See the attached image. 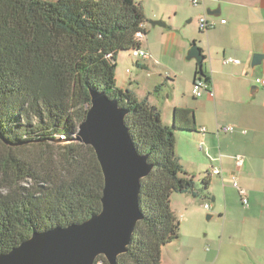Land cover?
Returning a JSON list of instances; mask_svg holds the SVG:
<instances>
[{
    "label": "trees",
    "instance_id": "1",
    "mask_svg": "<svg viewBox=\"0 0 264 264\" xmlns=\"http://www.w3.org/2000/svg\"><path fill=\"white\" fill-rule=\"evenodd\" d=\"M147 21L138 0H0V254L101 212L103 170L78 138L92 91L127 111L131 138L153 167L142 180L143 219L116 264H161L182 234L172 196H209L210 173L197 186L177 152L178 132L197 131L195 111L177 107L166 125L148 97L117 84L118 57L141 48Z\"/></svg>",
    "mask_w": 264,
    "mask_h": 264
},
{
    "label": "crops",
    "instance_id": "2",
    "mask_svg": "<svg viewBox=\"0 0 264 264\" xmlns=\"http://www.w3.org/2000/svg\"><path fill=\"white\" fill-rule=\"evenodd\" d=\"M138 1L143 4L148 19L141 48L147 50L151 57L141 64L131 53L120 54L118 62H124L127 78H121L120 82L117 80V84L142 98L148 97L161 110L166 125L173 124L177 107L195 111L197 131L178 132L177 152L185 170L194 176L196 182L198 179L202 182L206 173H210L207 201L212 203V219L214 202L221 195V191L215 190L219 185H223L225 204L223 231L219 238H214V231L198 230L205 215L200 197L174 194L171 208L181 221L182 234L163 249L161 264H187L191 260V264H218L225 242L229 246L233 243L230 240H238L231 235V229L227 234L228 224L233 223L235 210L242 201L234 181L238 180L239 185L247 190V208L250 210L246 216H251L257 206L264 208V90L259 88L255 92L252 89L257 86L256 78H264V56L260 65L252 66L255 54L264 55V0H206L198 6L193 5V0ZM218 6L221 7V16H208L216 22V27L207 32L200 31V17L207 14L208 8L216 9ZM150 20L162 21L166 26H152ZM222 20L226 23L222 24ZM194 42L205 56L203 71L209 78L214 96L205 90L201 97L194 93V81L200 69L196 60L187 58ZM226 58L240 63L224 64ZM163 59L171 60L172 71L179 79L193 85L190 96L189 87L182 95L176 93L177 80H171L168 74L160 76L163 79L161 83L165 85L160 94H152L160 85L157 80L147 87V96H141L138 88L141 80L134 77L132 67L146 72L151 65L155 67ZM136 63L140 66L136 67ZM165 89L169 91L166 94ZM226 126L233 127V131H224ZM237 155L244 159L242 166L236 164ZM215 169L220 174H214ZM244 241V237H239L240 245ZM253 249L258 252L248 253L238 263L264 264V246L255 244ZM197 250L205 253V259L197 257H201Z\"/></svg>",
    "mask_w": 264,
    "mask_h": 264
},
{
    "label": "water",
    "instance_id": "3",
    "mask_svg": "<svg viewBox=\"0 0 264 264\" xmlns=\"http://www.w3.org/2000/svg\"><path fill=\"white\" fill-rule=\"evenodd\" d=\"M207 15L220 17L221 7L208 8ZM149 24L166 26L155 20ZM263 56L255 54L252 66L260 65ZM187 58L196 60L203 70L205 56L198 44L191 46ZM252 89L256 92L259 87ZM91 95L92 104L79 126L78 138L95 149L103 170L101 212L80 224L34 233L9 253L0 254V264H94L99 256L116 264L118 257L128 251L143 219L142 180L152 173L153 167L131 138L127 111L104 93L92 91ZM0 139L7 143L1 127ZM59 141L65 143L63 139ZM207 218L210 220L212 215Z\"/></svg>",
    "mask_w": 264,
    "mask_h": 264
},
{
    "label": "rangeland",
    "instance_id": "4",
    "mask_svg": "<svg viewBox=\"0 0 264 264\" xmlns=\"http://www.w3.org/2000/svg\"><path fill=\"white\" fill-rule=\"evenodd\" d=\"M188 26H191V24H188ZM135 60L140 61L141 64L144 63L143 59H135ZM171 66H172L171 60L163 59V61H158L157 66L154 67L151 65L149 70L146 72L139 71L137 68L132 67L134 77H137L141 80V84L138 87L140 89L139 93L141 94V96H147L149 92L147 87L157 82V80H159L160 82L159 84H163L161 83L163 79L160 76L165 77L167 74L171 80L173 79L177 80L176 93L182 95L183 92L189 87L191 90L189 92V96H190L191 92L193 91V85L189 84L185 80L179 79L177 74L174 73L175 71H172ZM121 78L122 79L127 78L126 73H125V65L123 61L118 62V70L116 72V79L119 81ZM168 92L169 91L165 89V94ZM197 181L198 182L195 181L197 186L202 185V182L201 181L199 182V179ZM218 188L217 189L214 188L215 190L221 191V195L219 194L217 196L218 199L214 202V206H215L214 219L211 218L210 220H208L207 218L208 215H213L212 211H210L211 208L210 209L205 208L206 210H209V211H206L204 209L205 204L209 203L212 205L210 201H207L209 200V196L206 195V197L208 198H206L205 196L200 197L201 204L203 205L205 215L202 217V224L198 230L200 232H202L203 230L214 231V238L218 236L220 237V234L222 233L223 226H224L223 214L225 210V204H224V199L222 196L223 185L222 186L219 185ZM238 206L239 208L235 210L236 212L234 213L235 215H234L233 223L228 224L227 234H229L230 229H231V232H232L231 235L238 238V240H239V237L241 238L244 237L245 243L244 244L242 243V245H240L238 243V240L237 241L230 240L233 243L228 246L227 243L225 242V245L223 248L224 249L223 254L220 258V263L218 264H222V261L225 260L226 258H228L226 264H239L238 261L243 260L245 257H247L248 253L250 255H253V253L258 252L257 250L253 249V245L256 244L257 246L259 245L264 246V208L257 206L254 208L255 212L253 211V214L251 216H246L248 211L250 210V207L249 208L245 207L242 201L241 203L238 204ZM229 223H231V221H229ZM197 253L201 254V257L196 255L198 258L205 259L204 257L205 253L199 250H197ZM233 257L235 259H233ZM191 262L192 260L188 262L187 264H191ZM200 264H205V263L202 262Z\"/></svg>",
    "mask_w": 264,
    "mask_h": 264
},
{
    "label": "built area",
    "instance_id": "5",
    "mask_svg": "<svg viewBox=\"0 0 264 264\" xmlns=\"http://www.w3.org/2000/svg\"><path fill=\"white\" fill-rule=\"evenodd\" d=\"M206 0H193L192 3L194 6H198L199 4H204ZM222 24H225L226 21L222 20L221 21ZM216 27V22L214 20L209 19L208 15L205 13L204 15H202L199 19V28L200 31L202 32H207L211 29H214ZM137 37L139 40L142 41V39L144 38V35L142 32H139L137 34ZM132 56L135 59H149L151 57V54L147 51L144 50L143 48H139V49H135L131 52ZM224 64H229V63H240L239 60L233 59V58H226L224 59ZM256 85L264 90V78L262 77H258L256 78ZM208 91L210 93L211 96H214V91L210 88L209 83L206 81V79L204 77H202L201 75H199L196 80L194 81V93L197 97H201L203 95V91ZM224 131L229 132V131H233V127L230 126H226L223 128ZM203 131H205V129H203ZM236 160V164L238 166H242L244 159L241 155H237L235 157ZM214 174H220V171L218 169L214 170ZM234 187L239 191V194L242 197V203L244 206L248 207L249 206V200L247 197V190L244 189L243 187H241L239 185L238 180H235L233 183ZM206 209H210L211 205L210 204H205L204 206Z\"/></svg>",
    "mask_w": 264,
    "mask_h": 264
}]
</instances>
